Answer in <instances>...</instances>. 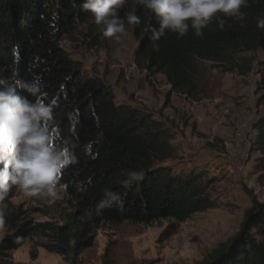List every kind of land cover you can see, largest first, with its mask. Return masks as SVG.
Wrapping results in <instances>:
<instances>
[{"label":"trees","instance_id":"trees-1","mask_svg":"<svg viewBox=\"0 0 264 264\" xmlns=\"http://www.w3.org/2000/svg\"><path fill=\"white\" fill-rule=\"evenodd\" d=\"M83 2L0 0V79L11 82L17 77H39L47 93L45 102L53 104L51 123L57 142L67 140L70 155L77 161L63 169L61 180L78 209L91 217L87 222L74 215L62 225L14 222L15 231L0 238V264L11 250L26 242L36 244L41 237L47 242L40 245L60 255L65 264H81V253L93 242L91 222H182L217 206L207 192L211 179L203 181L202 172H178L165 164L174 154L172 133L140 109L118 105L111 87L96 76L86 75L61 46L62 38L79 26L86 22L96 25L92 14L82 9ZM132 10L140 19L138 25L126 22ZM242 11V20L225 17L223 30L213 18L202 36H196L190 27L184 37L166 31L158 40L151 38L158 22L136 0H126L118 15L138 40L135 63L150 74L164 75L170 92L189 97L196 90L195 78L205 69V62L213 69H238L242 74L251 70V62L242 69L238 59L243 52L264 48V28L257 27V19L264 16V0H249ZM99 35L97 41L104 37L101 29ZM259 84L264 89V61ZM253 129V148L259 152L256 166L264 171V117ZM140 168L145 171L144 178L123 188L127 171ZM259 178L264 181V173ZM106 188L120 193L123 203L97 215L95 205L104 198ZM263 221V206L251 197V207L245 211L239 230L201 264H264V242L253 233Z\"/></svg>","mask_w":264,"mask_h":264},{"label":"rangeland","instance_id":"rangeland-1","mask_svg":"<svg viewBox=\"0 0 264 264\" xmlns=\"http://www.w3.org/2000/svg\"><path fill=\"white\" fill-rule=\"evenodd\" d=\"M99 30L86 22L63 37L61 46L86 75L111 87L118 105L140 109L172 133L174 154L165 164L178 172H202L203 181L211 179L207 192L217 206L182 222H91L93 242L81 253V264H201L239 230L251 197L264 209V181L259 178L264 171L256 166L259 152L253 148V126L264 117V89L259 88L264 48L242 53L240 68L251 62V70L245 74L203 63L205 69L195 78L196 90L188 97L170 92L164 75L150 74L135 63L138 40L132 30H126L119 41L107 37L97 41ZM4 203L7 212L0 238L12 234L15 223L62 225L74 215L87 222L91 219L78 209L66 189L55 203L48 204L26 198L11 186ZM253 233L264 242V221ZM36 242L11 250L4 264H65L60 255L40 245L46 238Z\"/></svg>","mask_w":264,"mask_h":264},{"label":"clouds","instance_id":"clouds-1","mask_svg":"<svg viewBox=\"0 0 264 264\" xmlns=\"http://www.w3.org/2000/svg\"><path fill=\"white\" fill-rule=\"evenodd\" d=\"M125 3L126 0H84L82 9L92 14L104 37L119 41L126 33L125 19L118 15ZM136 3L149 10L159 24L152 30L153 40L164 36L166 31L176 33L177 38L184 37L190 27L196 36H202V30L213 18L223 30L225 17L242 20L245 16L242 8L249 6V0H136ZM126 22L140 23L134 10L128 12ZM257 27L264 28V16L257 19ZM46 96L39 77L31 80L17 77L11 82L0 79V233L7 212L4 201L11 186L26 198L53 204L66 188L60 183L63 169L77 162L70 155L69 142H57L51 123L53 104L45 102ZM144 176L142 168L127 171V178L121 182L123 188H130ZM103 197L95 205L97 215L114 204L122 206L118 192L106 188Z\"/></svg>","mask_w":264,"mask_h":264},{"label":"bare ground","instance_id":"bare-ground-1","mask_svg":"<svg viewBox=\"0 0 264 264\" xmlns=\"http://www.w3.org/2000/svg\"><path fill=\"white\" fill-rule=\"evenodd\" d=\"M171 87V86H170Z\"/></svg>","mask_w":264,"mask_h":264}]
</instances>
